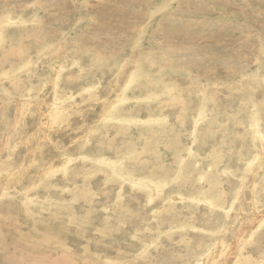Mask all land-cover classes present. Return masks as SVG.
<instances>
[{
	"label": "rangeland",
	"instance_id": "obj_1",
	"mask_svg": "<svg viewBox=\"0 0 264 264\" xmlns=\"http://www.w3.org/2000/svg\"><path fill=\"white\" fill-rule=\"evenodd\" d=\"M0 28V264H264V0H0Z\"/></svg>",
	"mask_w": 264,
	"mask_h": 264
},
{
	"label": "bare ground",
	"instance_id": "obj_2",
	"mask_svg": "<svg viewBox=\"0 0 264 264\" xmlns=\"http://www.w3.org/2000/svg\"><path fill=\"white\" fill-rule=\"evenodd\" d=\"M47 5V4H46ZM45 5V6H46ZM47 6H49V5H47ZM37 8V7H36ZM8 11V10H7ZM2 17V16H1ZM36 17H37V15H36ZM34 20V19H33ZM33 22H35V21H33ZM37 22V21H36ZM35 22V23H36ZM40 22V21H39ZM29 23V22H28ZM10 24V22L8 23V24H6L5 26H4V28H6L8 25ZM43 26V25H42ZM0 29H2V28H0ZM38 29V28H37ZM39 29H41V28H39ZM33 31H34V28H33ZM32 31V32H33ZM39 31V30H38ZM36 33H41V31H39V32H37V31H35ZM35 32H33L31 35V37L30 38H32L34 35V33ZM41 35H44V33L43 34H41ZM27 37H28V35H26ZM35 36H37V35H35ZM34 36V37H35ZM40 37H42V36H40ZM22 38H24V37H22ZM29 38V37H28ZM42 39V38H41ZM27 40V39H26ZM39 40V39H38ZM22 41H25V40H22ZM21 41V42H22ZM28 41H29V39H28ZM39 41H41V40H39ZM48 42V41H47ZM41 43V42H40ZM22 44V43H21ZM27 43H25L24 45H26ZM44 44H45V42H44ZM23 45V44H22ZM23 45V46H24ZM41 46V45H40ZM14 47V46H13ZM11 50H13V49H11ZM35 52V51H34ZM15 54V53H14ZM22 53L20 52L19 53V55H15V56H19L20 57V55H21ZM55 58H57V57H55ZM127 66V65H126ZM60 67L61 68H63L64 67V65L63 64H61L60 65ZM59 67V68H60ZM60 68V69H61ZM83 70V69H82ZM60 71V70H59ZM71 72V71H70ZM121 74V73H120ZM70 76V75H69ZM71 77V76H70ZM72 77H73V75H72ZM57 78L59 79V80H56L55 81V84H53V88H54V90L55 91H57L58 89H60V85H61V81H60V79H61V77H59L58 76V73H57ZM75 78V77H74ZM77 78V77H76ZM81 78V77H80ZM86 78V77H85ZM73 79V78H72ZM82 79V78H81ZM80 79V80H81ZM62 80V79H61ZM65 80V79H64ZM87 80V79H86ZM44 82V81H43ZM127 85H125V87H126ZM52 88V87H51ZM113 88V87H112ZM98 89V88H97ZM62 90H64V86H63V89ZM68 91H69V89H68ZM67 91V92H68ZM62 93V92H61ZM60 93V94H61ZM69 93V92H68ZM91 93H92V91H91ZM67 94V93H66ZM65 94V95H66ZM56 95V94H55ZM60 96V95H59ZM83 96V95H82ZM85 96V95H84ZM62 96H60V98H61ZM63 97H65V96H63ZM58 100V99H57ZM117 102V101H116ZM77 103V102H76ZM108 103V102H107ZM114 104V103H113ZM56 105H58V104H56ZM59 105L57 106V108L55 107V109H56V116L60 113L59 112ZM103 109H104V107H103ZM87 110V109H86ZM114 110L116 111L117 109H115L114 108ZM200 112V111H199ZM84 113V112H83ZM202 113H204V110H203V112ZM68 114V113H67ZM82 115V114H81ZM200 115H201V113H200ZM121 116H122V113H121ZM118 117H120V115L118 116ZM65 118V117H64ZM63 120V119H62ZM66 120H67V118H66ZM162 120V119H161ZM161 120H151V121H147V122H144L143 124H152V123H154V122H160ZM60 121V120H59ZM126 122H129L130 123V121H126ZM136 122L137 123H140L139 121H137L136 120ZM136 122H133L134 124L136 123ZM132 123V122H131ZM62 125V124H61ZM69 126V125H68ZM252 126V125H251ZM256 132V131H255ZM191 150V149H190ZM181 151V150H180ZM192 152V151H191ZM131 153H133V152H131ZM181 153H183V152H181ZM135 157H134V159L133 158H131L132 160H134V161H136V164H138V162H139V159H140V156H141V153H137V151L135 152ZM132 156V155H131ZM183 156V155H182ZM157 160H159V159H157ZM179 160V159H178ZM155 161H156V159H155ZM180 162V161H179ZM158 163H160V161L158 162ZM157 164V163H156ZM185 164V163H184ZM158 167V166H157ZM162 168V167H161ZM161 168H160V170H161ZM181 168V167H180ZM183 168V167H182ZM158 169V168H157ZM179 169V168H178ZM183 170H184V168H183ZM178 171V170H177ZM158 172V171H157ZM182 172V171H181ZM175 174V173H174ZM132 176V175H131ZM130 176V177H131ZM19 177H20V175H19ZM139 180H141V181H144V180H146V181H151L150 180V178H148V177H146V178H141V177H139L138 178ZM202 179V178H201ZM133 180H135V179H133ZM169 182V179L167 178V177H165V176H162V175H159V177H158V180H157V182L155 183V184H153L152 186L151 185H149V186H146L147 187V189L148 190H151L152 192H157V191H161V189H163L164 188V186L167 184ZM152 183V182H151ZM164 191V190H163ZM151 192V193H152ZM148 194V193H147ZM144 198H145V196H143ZM146 199V198H145ZM148 202V201H147ZM195 202V201H194ZM216 202V201H215ZM153 204V202H151V205ZM257 209V208H256ZM164 210V209H163ZM160 211V210H159ZM166 211V210H165ZM167 212V211H166ZM169 212V211H168ZM168 212L167 213H165V214H167V215H169L168 214ZM255 212V211H254ZM156 214V213H155ZM160 214V213H159ZM256 214V213H255ZM166 215V216H167ZM157 216V215H156ZM259 216V215H258ZM161 217H163V215H161ZM161 217H159V219L161 218ZM262 219H263V217H262ZM255 225H253V227H254ZM252 228V227H251ZM247 229H248V227H247ZM243 231V230H242ZM255 232V231H254ZM252 233H253V231H252ZM203 246V245H202ZM208 247V246H207ZM220 250V249H219ZM255 254V253H254ZM196 256V255H195ZM207 256H209V254L207 255ZM212 256H214V255H212L211 253H210V256L208 257V264H217V261H216V257H212ZM245 256V255H244ZM243 256V258H246L245 259V262L244 263H241V261L240 260H236L235 262H236V264H251V262H250V260L251 259H248L247 257H244ZM219 257V256H218ZM251 257V256H250ZM249 257V258H250ZM252 258V257H251ZM231 259H233V258H231ZM242 259V258H241ZM222 261V260H221ZM231 261V260H230ZM251 261H253L254 262V260L252 259ZM258 261H260V260H258ZM227 262V261H226ZM232 262V261H231ZM230 262V263H231ZM234 262V261H233ZM232 262V263H233ZM256 262V261H255ZM192 263V262H191ZM219 263V262H218ZM228 263V262H227ZM231 263V264H232ZM257 263V262H256ZM260 263V262H259ZM34 264H38V262L37 261H35V263ZM194 264H202L200 261H196ZM253 264V263H252Z\"/></svg>",
	"mask_w": 264,
	"mask_h": 264
}]
</instances>
